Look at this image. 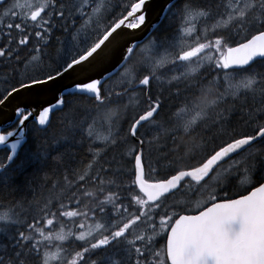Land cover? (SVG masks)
<instances>
[{
	"label": "snow or ice",
	"instance_id": "6c2138e0",
	"mask_svg": "<svg viewBox=\"0 0 264 264\" xmlns=\"http://www.w3.org/2000/svg\"><path fill=\"white\" fill-rule=\"evenodd\" d=\"M151 12L0 0V264H264V0Z\"/></svg>",
	"mask_w": 264,
	"mask_h": 264
},
{
	"label": "trees",
	"instance_id": "16d2710c",
	"mask_svg": "<svg viewBox=\"0 0 264 264\" xmlns=\"http://www.w3.org/2000/svg\"><path fill=\"white\" fill-rule=\"evenodd\" d=\"M137 56H139V53H136ZM153 94H155V91H153ZM142 110V106L141 109ZM57 117H59V113L56 114ZM53 125L54 128L53 130L56 132H59V129H57L56 126H59V124L57 123V120H53ZM6 152V149L2 150L0 149V158H2L4 156ZM78 155H77V161L83 159L84 162L86 163L88 160V155L86 153V147H81L77 150ZM48 176L52 181H56L58 179H60V174L59 172H52L51 170H48ZM52 192L49 194V190L48 189H42V190H32V189H24L23 195L32 197L33 195H39L41 197H48V198H52L53 196L57 195V189H51ZM10 197L7 196V191L3 188L2 185H0V201H4L5 199H9Z\"/></svg>",
	"mask_w": 264,
	"mask_h": 264
},
{
	"label": "water",
	"instance_id": "95a60500",
	"mask_svg": "<svg viewBox=\"0 0 264 264\" xmlns=\"http://www.w3.org/2000/svg\"><path fill=\"white\" fill-rule=\"evenodd\" d=\"M165 4V0H152V12L150 14V24L153 22H156L157 16L160 14V8L162 5ZM151 31V28L148 27L145 29L144 34L138 33L137 36L140 37L141 35H147V33ZM118 59V58H117ZM116 63V60H113L111 64H109L107 67L111 69ZM17 101L13 99L9 102V107L7 109H4L2 113H0V116H4L5 118L10 119L12 115V104H15ZM3 146H0V148Z\"/></svg>",
	"mask_w": 264,
	"mask_h": 264
},
{
	"label": "rangeland",
	"instance_id": "374dc122",
	"mask_svg": "<svg viewBox=\"0 0 264 264\" xmlns=\"http://www.w3.org/2000/svg\"><path fill=\"white\" fill-rule=\"evenodd\" d=\"M57 129H59V132L61 131V128L60 126H56ZM54 131V130H53ZM56 132V131H55ZM49 190V189H48ZM52 192V190H49V194ZM56 196H53L51 199H55Z\"/></svg>",
	"mask_w": 264,
	"mask_h": 264
},
{
	"label": "flooded vegetation",
	"instance_id": "af4514ba",
	"mask_svg": "<svg viewBox=\"0 0 264 264\" xmlns=\"http://www.w3.org/2000/svg\"><path fill=\"white\" fill-rule=\"evenodd\" d=\"M97 146H102V142L97 141Z\"/></svg>",
	"mask_w": 264,
	"mask_h": 264
}]
</instances>
